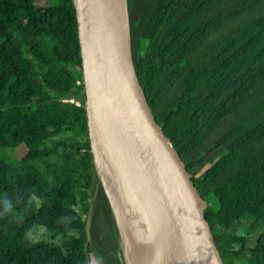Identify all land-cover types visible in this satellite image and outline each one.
I'll return each instance as SVG.
<instances>
[{"label": "trees", "instance_id": "obj_1", "mask_svg": "<svg viewBox=\"0 0 264 264\" xmlns=\"http://www.w3.org/2000/svg\"><path fill=\"white\" fill-rule=\"evenodd\" d=\"M127 4L138 54L226 264H264V231L248 244L264 226V0ZM20 145L18 158L6 153ZM78 207L91 208L89 239ZM97 207L112 251L91 236ZM244 217L252 219L246 232ZM38 227L61 242L33 240ZM92 257L126 264L91 152L72 0H0V264Z\"/></svg>", "mask_w": 264, "mask_h": 264}, {"label": "water", "instance_id": "obj_2", "mask_svg": "<svg viewBox=\"0 0 264 264\" xmlns=\"http://www.w3.org/2000/svg\"><path fill=\"white\" fill-rule=\"evenodd\" d=\"M82 61L88 135L98 182L126 264L129 224L105 172L99 144L101 96L131 185L130 196L153 254L162 264H226L182 151L138 54L127 0H72ZM91 208L86 219L90 238Z\"/></svg>", "mask_w": 264, "mask_h": 264}, {"label": "bare ground", "instance_id": "obj_3", "mask_svg": "<svg viewBox=\"0 0 264 264\" xmlns=\"http://www.w3.org/2000/svg\"><path fill=\"white\" fill-rule=\"evenodd\" d=\"M99 144L103 158V165L109 181L113 182V190L123 205L129 230L132 235V242L127 252L135 264H162L153 254L150 243L146 238L142 223L133 205L130 196L131 185L126 176L122 161L113 138L111 126L105 112L104 102L99 95L98 105ZM116 186L117 189L114 187ZM118 190V191H117Z\"/></svg>", "mask_w": 264, "mask_h": 264}, {"label": "rangeland", "instance_id": "obj_4", "mask_svg": "<svg viewBox=\"0 0 264 264\" xmlns=\"http://www.w3.org/2000/svg\"><path fill=\"white\" fill-rule=\"evenodd\" d=\"M27 56L30 57L29 54L26 53ZM6 153L12 157V158H18L19 156H21L24 153V147H22L21 145L14 148V149H7ZM111 185L113 186V182L111 181ZM116 189L117 187L114 186ZM118 191V190H117ZM119 194V192H118ZM117 195L118 201H119V205L122 209L123 212V217H125V212L123 210V205ZM93 202V201H92ZM40 203V201H38V204ZM79 213H80V217L82 219H87V214L83 213L82 210L78 207ZM106 212L103 209V207H97L94 210L93 213V217H92V223H93V228L91 230V236L94 238V240H96L102 247L104 250L108 251L110 250V240H111V236H110V231L109 228L106 226ZM244 221V225L242 226V231L246 232L247 228L249 227L250 223L252 222V219H250L249 217H244L243 219ZM260 231H264V226H262L261 228H258L256 230H254V232H252L249 236H248V244L252 245L255 243V238L256 236L259 234ZM130 233V237H131V242H132V235L131 232L129 230ZM29 236L33 239V240H38V241H50L53 240L57 243H60L62 240L61 236H56L55 238L51 237V233L48 232L44 227H38L37 230L33 233H30ZM129 242V244L131 243ZM92 264H96V260L92 257Z\"/></svg>", "mask_w": 264, "mask_h": 264}, {"label": "flooded vegetation", "instance_id": "obj_5", "mask_svg": "<svg viewBox=\"0 0 264 264\" xmlns=\"http://www.w3.org/2000/svg\"><path fill=\"white\" fill-rule=\"evenodd\" d=\"M106 218V217H105ZM106 226L109 228V231H110V236H111V240H110V250H108V251H112L113 250V245H112V234H111V229H110V227L108 226V223H107V218H106ZM96 264H97V262H96Z\"/></svg>", "mask_w": 264, "mask_h": 264}]
</instances>
